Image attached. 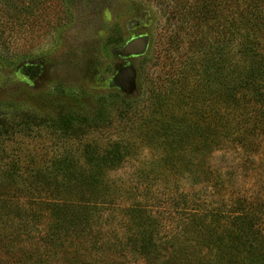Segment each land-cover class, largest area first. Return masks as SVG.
Returning a JSON list of instances; mask_svg holds the SVG:
<instances>
[{
	"label": "rangeland",
	"instance_id": "374dc122",
	"mask_svg": "<svg viewBox=\"0 0 264 264\" xmlns=\"http://www.w3.org/2000/svg\"><path fill=\"white\" fill-rule=\"evenodd\" d=\"M211 2L0 0V117L13 125L21 124L23 116L35 120L26 128L13 126L0 157V176L13 165L24 171L29 165L50 168L68 156L74 165H95L96 155L85 152L88 145L101 156L120 144L124 158L109 165L121 166L103 174L111 199L101 209L111 225L108 235L115 232L118 220H124L120 211L135 201L173 236L198 207L229 211L241 197L264 199V153L257 157L263 165L249 162L240 145L215 148L203 157L195 147L176 150V141L166 139L190 132L200 114L217 124L218 112H208L210 105H201L207 112L196 116L178 106L201 103L190 84L176 82L204 41L212 43L224 32L231 11L241 12V0H216L215 6ZM209 4L216 12L205 18L201 10H209ZM140 37L148 38L143 53L121 52ZM126 69L134 71L132 87L122 79ZM212 105L218 107L215 101ZM222 113L227 120V111ZM65 115L74 117L75 128L81 129L77 138L64 137L54 127L52 121ZM170 125L176 129L168 132ZM220 132L212 129L206 134H224ZM165 165H177L181 173L173 175ZM189 165L200 171L207 165L210 170L194 178ZM150 174L156 182H147ZM21 191L29 196L21 198L23 208L35 199L41 204L50 199L46 192L30 198ZM42 230H30L20 239L27 253L39 248ZM8 231L0 227L1 234ZM0 259L15 264L6 256ZM54 260L63 263L64 258ZM130 260L137 263L138 258Z\"/></svg>",
	"mask_w": 264,
	"mask_h": 264
},
{
	"label": "trees",
	"instance_id": "16d2710c",
	"mask_svg": "<svg viewBox=\"0 0 264 264\" xmlns=\"http://www.w3.org/2000/svg\"><path fill=\"white\" fill-rule=\"evenodd\" d=\"M236 1L229 0L234 4ZM211 4L215 6L216 0ZM212 5L209 4V10L208 7L201 10L205 18L216 12ZM234 14L231 11L218 39L212 43L204 41L196 58L189 59L186 71L176 81L190 84L201 103L178 106L185 112H195L196 116L206 113L205 108L210 105L208 112L211 109L218 112L217 120L214 119L217 124L211 122L213 118L209 115L200 114L199 121L189 128L190 132L198 133L178 132L176 137L166 139L176 141V150L189 151L188 147L190 150L195 147L203 157L215 148L240 145L249 162L262 164L257 157L264 153V0H241V12ZM213 101L218 109L213 107ZM223 110L228 113L227 120ZM22 120L21 124L13 125L0 117V157L5 142L13 134V126L17 130L26 128L32 120L35 122L32 117L23 116ZM74 121V117L65 115L52 123L64 132V137L72 139L81 130L75 128ZM235 121L237 127L232 126ZM169 127L165 129L168 132L176 129ZM212 129L224 134H206ZM91 146L85 152L88 156L96 155V160L92 159L95 165H74L68 156L50 168L29 165L24 171L23 167L13 165L0 176V227L10 228L6 234L0 233V257L6 256L7 261L15 264H55L54 259L59 255L64 261L56 264L141 261L143 264H264V199L241 197L229 211L219 210L218 206L198 207L173 236L164 232L165 224L135 201L120 211L124 220H118L115 232L108 235L106 228L111 225L103 218L101 209L111 199L103 174L121 166L109 164L120 163L125 153L116 144L99 156ZM165 166L173 175L181 173L177 165ZM189 166L194 178L210 170L207 165L201 171L196 165ZM151 176L154 177L152 174L146 177L147 182H156ZM21 183L23 187H19ZM20 188L30 198L46 192L50 199L45 198L46 204L35 199L23 208L21 198L29 196L21 194ZM42 227L45 231L40 236L39 248L27 253L20 239L30 230H42ZM120 229L125 233L119 234ZM130 257L138 258L137 263L131 262Z\"/></svg>",
	"mask_w": 264,
	"mask_h": 264
},
{
	"label": "water",
	"instance_id": "95a60500",
	"mask_svg": "<svg viewBox=\"0 0 264 264\" xmlns=\"http://www.w3.org/2000/svg\"><path fill=\"white\" fill-rule=\"evenodd\" d=\"M148 45L147 37H140L133 39L127 43L122 49L121 52L124 55H138L143 53ZM134 76V71L132 69H126L125 73L122 75V79L125 80L126 86L132 87V78Z\"/></svg>",
	"mask_w": 264,
	"mask_h": 264
}]
</instances>
